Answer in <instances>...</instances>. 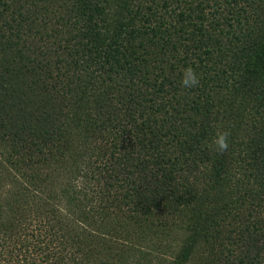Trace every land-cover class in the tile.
Wrapping results in <instances>:
<instances>
[{
  "label": "trees",
  "instance_id": "16d2710c",
  "mask_svg": "<svg viewBox=\"0 0 264 264\" xmlns=\"http://www.w3.org/2000/svg\"><path fill=\"white\" fill-rule=\"evenodd\" d=\"M0 264H264V0H0Z\"/></svg>",
  "mask_w": 264,
  "mask_h": 264
},
{
  "label": "clouds",
  "instance_id": "9594fccd",
  "mask_svg": "<svg viewBox=\"0 0 264 264\" xmlns=\"http://www.w3.org/2000/svg\"><path fill=\"white\" fill-rule=\"evenodd\" d=\"M199 76L191 68L187 67L183 70L181 85L185 88H193L199 86ZM230 133L227 130L218 131L212 141V144L215 147V150L218 153H224L229 147L228 138Z\"/></svg>",
  "mask_w": 264,
  "mask_h": 264
}]
</instances>
